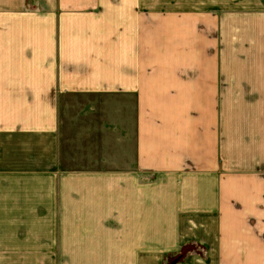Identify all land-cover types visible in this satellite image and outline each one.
Here are the masks:
<instances>
[{
    "label": "crops",
    "instance_id": "obj_1",
    "mask_svg": "<svg viewBox=\"0 0 264 264\" xmlns=\"http://www.w3.org/2000/svg\"><path fill=\"white\" fill-rule=\"evenodd\" d=\"M160 5L0 0V264H264V67L230 73L218 28L187 45ZM93 94L114 151L63 166L60 100Z\"/></svg>",
    "mask_w": 264,
    "mask_h": 264
},
{
    "label": "rangeland",
    "instance_id": "obj_2",
    "mask_svg": "<svg viewBox=\"0 0 264 264\" xmlns=\"http://www.w3.org/2000/svg\"><path fill=\"white\" fill-rule=\"evenodd\" d=\"M180 1L181 3L176 0H156L157 3H161L156 8L162 11L165 4L167 11L181 12V18H184L182 23L170 22L166 23L165 26L171 31H180L182 33V40L183 36H186L187 45L195 43V37L198 32H202L203 37L208 38L205 35L210 33V30L215 31L218 28L219 61L229 62L232 65L231 67H237L236 65H241V63L243 65L244 63L251 65L246 66L249 69H234L230 73L237 76L241 72L243 77H247V75L258 72L253 65L261 64L264 67V0ZM213 12H218L224 21L221 23L219 20V22L215 23L212 22V18L211 20L206 19L207 15L213 14ZM236 14H239V18L235 17ZM227 17H232L235 21L228 22L226 21ZM157 28H162V23H157ZM199 46L202 47L203 45L199 44ZM204 58V55L197 54L194 60L203 61ZM261 73L264 74V71H261ZM127 105L130 107L131 103L128 102ZM114 110V99H104L103 95H70L60 100V111L64 116L65 127L70 130L69 133L66 132L64 134L65 143L64 147L62 146L63 166L66 163H72V159L78 161V159L83 157L103 158L106 155L109 156L111 151H114L110 146L106 148L103 146L104 141L108 143L114 141V135H112L115 133L114 127L116 126V124L114 126ZM105 122L107 128L104 130L102 125ZM83 123H87V126L90 125L92 127L89 130L90 132L87 130V133L84 135L79 133L74 134L77 126ZM105 134L106 138H104ZM130 156H132V153H130ZM94 167L96 166L94 165ZM102 167L104 166H100L99 164L96 168ZM56 216L53 215L51 221H56ZM47 218L50 220V217ZM58 218V221H62L63 215L59 214ZM28 220H32V218L28 216ZM25 232L27 236H33L30 230H26ZM42 232L45 233L42 234L43 236H66L64 230H43ZM3 234L4 231L0 230V236H3ZM194 248V245H187L183 250L185 253L187 250H193ZM174 260L175 257H169L166 264H173Z\"/></svg>",
    "mask_w": 264,
    "mask_h": 264
}]
</instances>
